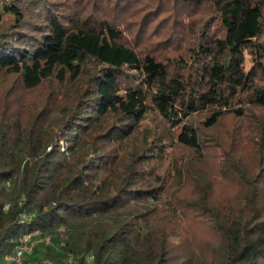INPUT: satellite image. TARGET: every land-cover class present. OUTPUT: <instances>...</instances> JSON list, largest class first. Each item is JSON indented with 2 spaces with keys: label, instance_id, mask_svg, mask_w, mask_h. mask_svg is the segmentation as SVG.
<instances>
[{
  "label": "trees",
  "instance_id": "trees-1",
  "mask_svg": "<svg viewBox=\"0 0 264 264\" xmlns=\"http://www.w3.org/2000/svg\"><path fill=\"white\" fill-rule=\"evenodd\" d=\"M136 1L113 4L123 11ZM175 1L209 4L218 28L202 26L188 57L172 62L141 55L101 17L61 20L42 0H0V76L27 91L87 81L71 108L28 126L0 107V264H14L5 256L32 233L49 244L25 264H264L256 177L241 175L240 194L223 210L199 181L196 198L176 202L158 168L168 145L141 133L155 113L178 130L176 146L200 154L192 116L204 114L202 127L212 129L224 116L264 111L263 2ZM263 140L252 139L256 158ZM184 205L206 220L210 240H196Z\"/></svg>",
  "mask_w": 264,
  "mask_h": 264
},
{
  "label": "rangeland",
  "instance_id": "rangeland-1",
  "mask_svg": "<svg viewBox=\"0 0 264 264\" xmlns=\"http://www.w3.org/2000/svg\"><path fill=\"white\" fill-rule=\"evenodd\" d=\"M36 1V3H35ZM263 2L264 0H256ZM35 4L40 0H33ZM116 0H42V4L51 6L56 16L65 20L72 15L75 20L84 21L89 17H101L121 30L124 41L141 55L150 54L158 59L170 61L177 57H188L201 34L202 26L215 25V14L209 4H182L175 0H137L116 8ZM132 2V0H131ZM142 3V4H139ZM11 19V17H6ZM123 24V25H121ZM246 69L249 60H246ZM173 68L171 65L168 66ZM264 87V77L260 81ZM87 87L84 77L76 84H58L45 82L35 90L22 88L17 77L0 76V107L11 111L26 126L50 112H61L71 108L79 95ZM60 117L59 114H55ZM204 114L192 116L187 124L197 129L202 138V152L193 153L176 146L178 130L168 127L160 117L149 114L141 126L144 137L158 138L168 145L166 159L159 165L168 181L169 194L176 202L184 203L196 198V181H199L207 193L209 203L223 210L231 200L241 192V175L256 177L259 202L264 207V140L259 158L254 155V138H264V111L250 109L245 118L222 117L212 129L202 127ZM56 129L52 127V130ZM261 135H259V134ZM172 140V143H171ZM58 143V142H57ZM64 141L58 145L64 150ZM240 176V177H239ZM188 211L186 224L197 241L211 239L209 226L203 222L198 212L184 205Z\"/></svg>",
  "mask_w": 264,
  "mask_h": 264
},
{
  "label": "built area",
  "instance_id": "built-area-1",
  "mask_svg": "<svg viewBox=\"0 0 264 264\" xmlns=\"http://www.w3.org/2000/svg\"><path fill=\"white\" fill-rule=\"evenodd\" d=\"M49 244V239H41L37 237L36 233L25 234L20 240L18 246L15 248V251L10 256H5V261L13 262L14 264H25L24 256L30 253L34 247L38 244Z\"/></svg>",
  "mask_w": 264,
  "mask_h": 264
}]
</instances>
